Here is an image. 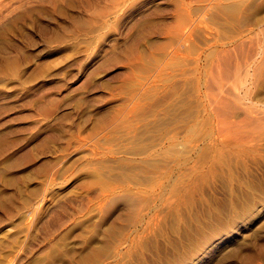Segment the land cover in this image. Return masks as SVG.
Masks as SVG:
<instances>
[{"label":"rangeland","instance_id":"rangeland-1","mask_svg":"<svg viewBox=\"0 0 264 264\" xmlns=\"http://www.w3.org/2000/svg\"><path fill=\"white\" fill-rule=\"evenodd\" d=\"M0 264H264V0H0Z\"/></svg>","mask_w":264,"mask_h":264}]
</instances>
